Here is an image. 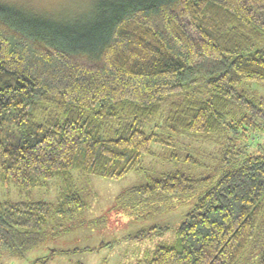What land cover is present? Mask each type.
I'll use <instances>...</instances> for the list:
<instances>
[{"label":"trees","instance_id":"16d2710c","mask_svg":"<svg viewBox=\"0 0 264 264\" xmlns=\"http://www.w3.org/2000/svg\"><path fill=\"white\" fill-rule=\"evenodd\" d=\"M89 11L75 25L0 1V184L29 195L59 181L54 207L0 201V250L22 256L54 216L82 212L72 171L118 180L152 145L191 137L220 143L228 169L175 241L135 264H264V98L252 88L264 86V0H96ZM208 181L166 173L119 199L136 216Z\"/></svg>","mask_w":264,"mask_h":264},{"label":"rangeland","instance_id":"374dc122","mask_svg":"<svg viewBox=\"0 0 264 264\" xmlns=\"http://www.w3.org/2000/svg\"><path fill=\"white\" fill-rule=\"evenodd\" d=\"M0 1L44 14L60 22L80 25L87 21L86 16L90 14L89 10L96 0ZM252 88H257L258 95L264 98V86ZM149 127H153V124ZM255 138L264 144V132ZM177 140L180 142L170 147L152 145L153 153L143 157L141 170L132 171L118 180L72 171L75 187L85 204L82 212L60 221L54 216L44 239L22 256L0 250V264H135L143 254L151 253L158 243L172 244L176 239L174 228L198 197L213 187L220 175L228 169L220 162V143L191 137H180ZM173 153H177L176 159L169 157ZM186 156L192 157L193 162L184 159ZM175 172L196 179L209 178V181L186 197H174L167 204H150L145 209H138L136 216L126 208L124 210L119 196L127 189ZM58 186L59 181L53 178L26 195L13 184H0V201H42L54 207L58 199ZM156 225H167L170 230L160 235L136 237L140 236L141 231L151 232V228Z\"/></svg>","mask_w":264,"mask_h":264}]
</instances>
